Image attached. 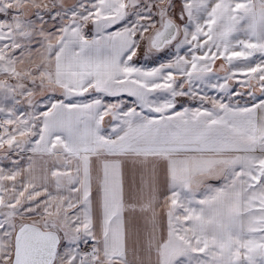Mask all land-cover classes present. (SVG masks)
Returning <instances> with one entry per match:
<instances>
[{"label":"snow or ice","instance_id":"1","mask_svg":"<svg viewBox=\"0 0 264 264\" xmlns=\"http://www.w3.org/2000/svg\"><path fill=\"white\" fill-rule=\"evenodd\" d=\"M0 264H264V0H0Z\"/></svg>","mask_w":264,"mask_h":264}]
</instances>
